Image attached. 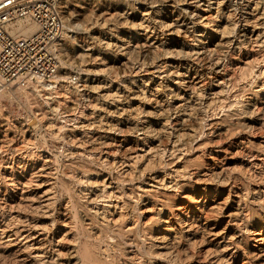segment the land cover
<instances>
[{
    "label": "bare ground",
    "instance_id": "6f19581e",
    "mask_svg": "<svg viewBox=\"0 0 264 264\" xmlns=\"http://www.w3.org/2000/svg\"><path fill=\"white\" fill-rule=\"evenodd\" d=\"M62 5L58 77L0 90V264H264V0Z\"/></svg>",
    "mask_w": 264,
    "mask_h": 264
},
{
    "label": "built area",
    "instance_id": "2783aa9c",
    "mask_svg": "<svg viewBox=\"0 0 264 264\" xmlns=\"http://www.w3.org/2000/svg\"><path fill=\"white\" fill-rule=\"evenodd\" d=\"M63 0H0V90L53 81L62 67L60 44L64 34ZM19 21L34 24L37 32L14 35ZM70 82L76 83L77 77Z\"/></svg>",
    "mask_w": 264,
    "mask_h": 264
},
{
    "label": "rangeland",
    "instance_id": "374dc122",
    "mask_svg": "<svg viewBox=\"0 0 264 264\" xmlns=\"http://www.w3.org/2000/svg\"><path fill=\"white\" fill-rule=\"evenodd\" d=\"M72 26H74L72 24ZM148 63V62H147ZM150 63V62H149ZM78 69L79 68H76L74 70V73L71 75V77H78ZM116 75V74H115ZM122 74L118 73V76L116 75L115 77H120ZM114 76L112 75V78ZM118 78H113V80H117ZM80 89H82V87H80ZM4 112L2 113H6L5 114V117H9L10 120H11V125H13L12 127H16L14 128V130H16V137L14 138L13 136H10L9 138L12 139L14 138L16 141H18V148L19 149H22L24 147H26V145H28L29 147H35V146H38V147H42V148H45V151H50V152H53L55 155H59L58 158L60 161H63L64 160V153L62 152V149L63 147H68L66 149H70L72 148L73 144L71 145V142L70 141H65V140H59V141H55L51 138L50 134L48 133L46 127L45 129H41L39 131V129H36L35 127H27L25 128V130L28 128V135L24 136L22 135V131H20V128L21 126H25L28 124V121H27V112H25V110H23L17 103H13V104H9V103H5V106H4ZM9 115V116H8ZM116 114L112 115L113 117H116L115 116ZM19 127V128H18ZM19 129V130H18ZM21 134V135H20ZM19 136V137H18ZM26 137V138H25ZM24 138V139H23ZM28 138L30 139V141L28 140ZM26 139V140H25ZM47 140V143H46V146L44 145V141ZM22 142V143H21ZM27 142V143H26ZM24 143V144H23ZM67 143V144H66ZM66 144V145H64ZM9 145V144H8ZM12 145V144H10ZM24 145V146H23ZM44 145V146H43ZM7 146V145H6ZM63 146V147H62ZM21 147V148H20ZM56 147V148H55ZM59 147V148H58ZM47 149V150H46ZM61 149V150H60ZM73 149V148H72ZM53 150V151H52ZM62 152V155L60 154ZM63 156V158H62Z\"/></svg>",
    "mask_w": 264,
    "mask_h": 264
}]
</instances>
